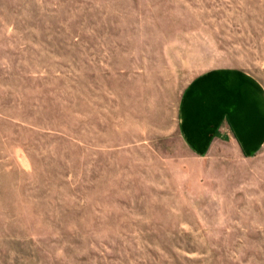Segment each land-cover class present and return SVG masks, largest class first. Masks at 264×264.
<instances>
[{
	"label": "rangeland",
	"instance_id": "rangeland-1",
	"mask_svg": "<svg viewBox=\"0 0 264 264\" xmlns=\"http://www.w3.org/2000/svg\"><path fill=\"white\" fill-rule=\"evenodd\" d=\"M218 68L264 89V0H0V264H264V149L178 134Z\"/></svg>",
	"mask_w": 264,
	"mask_h": 264
},
{
	"label": "crops",
	"instance_id": "crops-1",
	"mask_svg": "<svg viewBox=\"0 0 264 264\" xmlns=\"http://www.w3.org/2000/svg\"><path fill=\"white\" fill-rule=\"evenodd\" d=\"M181 96L177 125L186 154L202 158L231 147L250 155L264 149V89L249 73L209 71Z\"/></svg>",
	"mask_w": 264,
	"mask_h": 264
}]
</instances>
